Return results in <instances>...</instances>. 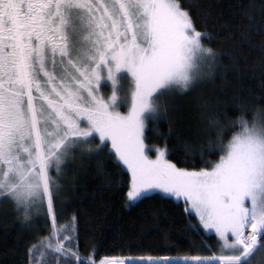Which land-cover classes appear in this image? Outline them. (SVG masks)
Listing matches in <instances>:
<instances>
[{"label": "snow or ice", "instance_id": "1", "mask_svg": "<svg viewBox=\"0 0 264 264\" xmlns=\"http://www.w3.org/2000/svg\"><path fill=\"white\" fill-rule=\"evenodd\" d=\"M194 7L187 0H0V207L30 237L25 264H256V250L264 255V103L225 101L223 91L205 100L194 137L200 150L159 131L173 123L177 98L238 71L222 63L230 56L211 47ZM146 131L165 143H146ZM171 140L181 142L186 167L173 162ZM78 155L94 160L99 175L127 179L106 186L129 207L182 202L189 229L214 233L218 248L205 250L219 254L123 260L81 249L77 218L57 207ZM39 213L42 228L33 219Z\"/></svg>", "mask_w": 264, "mask_h": 264}, {"label": "trees", "instance_id": "2", "mask_svg": "<svg viewBox=\"0 0 264 264\" xmlns=\"http://www.w3.org/2000/svg\"><path fill=\"white\" fill-rule=\"evenodd\" d=\"M193 5V15L199 14L202 31L212 34L211 47L229 54L222 63L231 69L233 63L238 71H229L227 81L215 83L197 93L177 98L171 113L173 123L163 124L159 131L168 136L179 133L196 150L204 147L194 137L203 127L204 101H211L220 91L225 101L235 96L252 104L264 103V0H187ZM249 16L255 23L249 22ZM146 143L158 147L165 141L156 131H146ZM174 152L173 162L184 163L182 144L178 140L167 143ZM72 163L75 171L64 175V190L57 207L64 215L76 217L79 228V246L91 247L99 259L130 260L140 257H184L218 255L217 239L203 231H191L188 227L183 204L149 201L140 207H129L123 193L117 187L127 179L116 175L102 176L97 173L96 162L76 156ZM106 171L113 172L110 166ZM7 217V219H5ZM39 227H44L43 214H34ZM48 225L51 221L48 219ZM30 239L20 221L8 207H0V264H25L26 241ZM256 264H264V255L257 249Z\"/></svg>", "mask_w": 264, "mask_h": 264}, {"label": "rangeland", "instance_id": "3", "mask_svg": "<svg viewBox=\"0 0 264 264\" xmlns=\"http://www.w3.org/2000/svg\"><path fill=\"white\" fill-rule=\"evenodd\" d=\"M105 91L107 92L108 95L111 94L110 89H106ZM124 110H126V108ZM204 233L207 234V235H213L214 236V233H206V232H204ZM218 254H219V252H218Z\"/></svg>", "mask_w": 264, "mask_h": 264}]
</instances>
